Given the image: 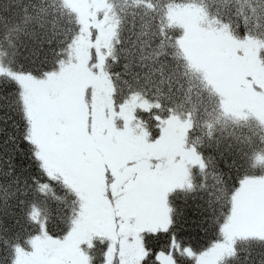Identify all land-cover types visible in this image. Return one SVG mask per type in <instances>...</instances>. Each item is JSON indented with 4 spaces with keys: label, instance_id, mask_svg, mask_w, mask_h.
Here are the masks:
<instances>
[{
    "label": "snow or ice",
    "instance_id": "snow-or-ice-1",
    "mask_svg": "<svg viewBox=\"0 0 264 264\" xmlns=\"http://www.w3.org/2000/svg\"><path fill=\"white\" fill-rule=\"evenodd\" d=\"M0 264H264V0H0Z\"/></svg>",
    "mask_w": 264,
    "mask_h": 264
}]
</instances>
